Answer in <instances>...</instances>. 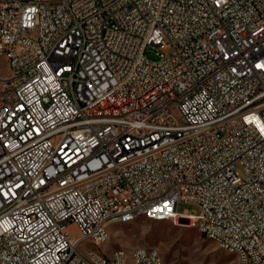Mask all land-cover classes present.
Masks as SVG:
<instances>
[{
	"label": "built area",
	"instance_id": "obj_1",
	"mask_svg": "<svg viewBox=\"0 0 264 264\" xmlns=\"http://www.w3.org/2000/svg\"><path fill=\"white\" fill-rule=\"evenodd\" d=\"M0 51V264H102L113 211L264 264V0H0Z\"/></svg>",
	"mask_w": 264,
	"mask_h": 264
},
{
	"label": "rangeland",
	"instance_id": "obj_2",
	"mask_svg": "<svg viewBox=\"0 0 264 264\" xmlns=\"http://www.w3.org/2000/svg\"><path fill=\"white\" fill-rule=\"evenodd\" d=\"M161 50L169 52L170 47L163 46ZM147 56L158 58L151 47L148 48ZM7 63L8 60L0 56V77L8 72ZM238 171L242 176L245 175V170L239 164ZM179 209L196 210V207L181 203ZM110 229L111 241L97 247L107 254L118 248L131 252L135 247L144 246L156 249L169 264H237L235 253L220 248L214 241L206 238L196 224L175 225L170 220L140 217L130 223L112 224ZM67 230L71 236H76L79 232L75 223L69 224ZM83 247H90V243L83 244Z\"/></svg>",
	"mask_w": 264,
	"mask_h": 264
},
{
	"label": "bare ground",
	"instance_id": "obj_3",
	"mask_svg": "<svg viewBox=\"0 0 264 264\" xmlns=\"http://www.w3.org/2000/svg\"><path fill=\"white\" fill-rule=\"evenodd\" d=\"M0 56L5 57L9 63V54H5V51H0ZM140 217H146V218L152 219V212L141 211V212L135 213L133 215H127L126 219H124V221H120L117 219H121V211H113V219H106V226L110 227L112 224L130 223V222L135 221L136 219H138ZM153 220H164V213H155V219H153ZM168 220L172 221L175 225H180L177 222V219H168ZM196 225L200 229L202 235H204L206 238L212 240V238H210L208 233L205 232L204 226H200L199 224H196ZM86 243H90V240H83V244H86ZM135 248L140 249V250L145 251V252H153V249H154V248H146L144 246H138ZM135 248L131 252H128L122 248L115 249L110 254H107L105 252L104 258L102 259V264L116 263L118 253H120V259H121L120 264H141V262H135ZM231 252L235 253L237 258H238V251H231ZM155 254L158 255L159 263L169 264L163 260L160 253L156 249H155ZM74 255H81V248H74ZM237 264H239V260H237Z\"/></svg>",
	"mask_w": 264,
	"mask_h": 264
}]
</instances>
